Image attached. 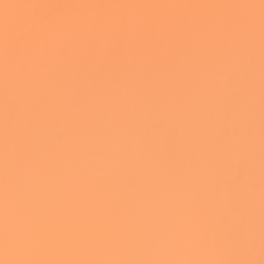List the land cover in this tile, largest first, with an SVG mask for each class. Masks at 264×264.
I'll use <instances>...</instances> for the list:
<instances>
[{
    "label": "snow or ice",
    "instance_id": "6c2138e0",
    "mask_svg": "<svg viewBox=\"0 0 264 264\" xmlns=\"http://www.w3.org/2000/svg\"><path fill=\"white\" fill-rule=\"evenodd\" d=\"M0 264H264V0H0Z\"/></svg>",
    "mask_w": 264,
    "mask_h": 264
}]
</instances>
